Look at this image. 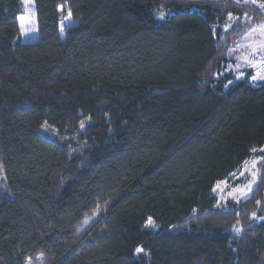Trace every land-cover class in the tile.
Instances as JSON below:
<instances>
[{
	"label": "trees",
	"instance_id": "trees-1",
	"mask_svg": "<svg viewBox=\"0 0 264 264\" xmlns=\"http://www.w3.org/2000/svg\"><path fill=\"white\" fill-rule=\"evenodd\" d=\"M32 2L37 37L25 43L20 0H0V264H264V82L225 71L264 9ZM253 150L255 188L215 209V183Z\"/></svg>",
	"mask_w": 264,
	"mask_h": 264
},
{
	"label": "rangeland",
	"instance_id": "rangeland-1",
	"mask_svg": "<svg viewBox=\"0 0 264 264\" xmlns=\"http://www.w3.org/2000/svg\"><path fill=\"white\" fill-rule=\"evenodd\" d=\"M235 1L245 3V0ZM20 3L22 6V14L18 17L19 37L22 42L30 43L35 41L37 37L35 7L32 0H20ZM249 4L252 3L249 2ZM252 5L258 6V3ZM150 11L159 21L171 15L170 11L160 8H153ZM234 20L235 19L229 15L230 24ZM230 24L224 28L225 31L229 30ZM253 25L229 48L226 56L228 64L225 71L234 73L236 80H245L251 85L256 86L264 82V79H261V77L264 76V29L258 26L253 28ZM63 26L64 25L61 26V31ZM21 27L26 30V35L21 34ZM253 76L256 77L255 80L252 79ZM41 133L50 139H54L58 136L57 131L49 127L46 129L41 128ZM257 152V150H253L248 160L231 171L224 180L215 183L212 190V196L215 199V209H226L229 202L238 203L251 194L258 182L257 165L261 157ZM254 171L257 172V177L255 183H251L253 181L251 173ZM4 182V176L0 169V190L4 187ZM249 188H251V191H249ZM253 214H255V216ZM257 214L258 211H254L251 214V224L262 222L263 217H259ZM145 228L156 230V228H152V224L148 223V221L145 224ZM235 228H240L241 231L236 232L234 230ZM242 231L243 229L238 224L233 226L230 230L234 238H240ZM142 253L143 251L139 253L136 251V255H141Z\"/></svg>",
	"mask_w": 264,
	"mask_h": 264
},
{
	"label": "snow or ice",
	"instance_id": "snow-or-ice-1",
	"mask_svg": "<svg viewBox=\"0 0 264 264\" xmlns=\"http://www.w3.org/2000/svg\"><path fill=\"white\" fill-rule=\"evenodd\" d=\"M249 2L252 3V4H257V3H258V0H245V3H249ZM258 6H259L261 9H264V0H259ZM61 10H63V6H61ZM71 18H72V13H71V11H69L68 14H67V16H66L64 19L70 22V21H71ZM62 30H63V29H62ZM21 34H24V35L27 34L26 30H25L23 27H21ZM252 79L255 80L256 77L253 76ZM261 79H264V76H262ZM84 126H85V125H84V122L82 121V122L80 123V128H84ZM41 127H42V128H45V129L48 128L49 126H48V124H47V121H45V124L42 125ZM251 175L253 176V181H252L251 183H255V179H256V177H257V172L254 171V172L251 173ZM249 191H251V188H249ZM258 203H259V202H258ZM253 215L255 216V214H253ZM148 223H152L151 218H149ZM234 230H235L236 232L241 231L240 228H235ZM136 251L139 253V252H142L143 249H142V248H137ZM42 255H43V254H41V256H42ZM31 260H32V257H28V258H27V261H26V264H30Z\"/></svg>",
	"mask_w": 264,
	"mask_h": 264
},
{
	"label": "crops",
	"instance_id": "crops-1",
	"mask_svg": "<svg viewBox=\"0 0 264 264\" xmlns=\"http://www.w3.org/2000/svg\"><path fill=\"white\" fill-rule=\"evenodd\" d=\"M255 26L263 27V28H261V29H264V22L256 23V25L254 24V25H253V28H254ZM249 32H250V31H249ZM245 36H247V35H245Z\"/></svg>",
	"mask_w": 264,
	"mask_h": 264
}]
</instances>
